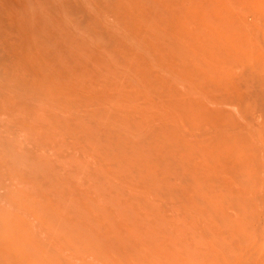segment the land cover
Wrapping results in <instances>:
<instances>
[{
	"label": "bare ground",
	"instance_id": "obj_1",
	"mask_svg": "<svg viewBox=\"0 0 264 264\" xmlns=\"http://www.w3.org/2000/svg\"><path fill=\"white\" fill-rule=\"evenodd\" d=\"M247 1L0 0V264H264Z\"/></svg>",
	"mask_w": 264,
	"mask_h": 264
},
{
	"label": "rangeland",
	"instance_id": "obj_2",
	"mask_svg": "<svg viewBox=\"0 0 264 264\" xmlns=\"http://www.w3.org/2000/svg\"><path fill=\"white\" fill-rule=\"evenodd\" d=\"M238 4L239 5H237V6L240 9L237 6H236L237 8L233 7V9L237 13L238 12H240L242 14L244 13L243 14V17H244L243 29L250 31L254 28V31H256V29L258 28V29H260V34H261L262 38H264V0H248L245 3L246 6L243 5L244 3L241 6L240 2ZM88 30H92L91 26L88 27ZM252 37H253V35H252ZM262 44H263V49L260 48L261 45L259 44L258 41L256 42V44L254 46H252V47L249 46L248 50L244 53L245 61H243V63H245V67H247L246 68L247 71H249V70L251 71L249 74H257L258 73L264 78V52H262V50H264V41L262 42ZM235 63H233V65H235ZM235 69L238 70L239 66H235ZM262 204H263V208H264V196H263V203ZM258 230H259V233L261 235H262V233H264L263 228L258 229Z\"/></svg>",
	"mask_w": 264,
	"mask_h": 264
}]
</instances>
